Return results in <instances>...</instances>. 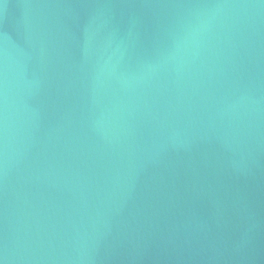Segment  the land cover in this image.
Wrapping results in <instances>:
<instances>
[{
    "label": "water",
    "instance_id": "obj_1",
    "mask_svg": "<svg viewBox=\"0 0 264 264\" xmlns=\"http://www.w3.org/2000/svg\"><path fill=\"white\" fill-rule=\"evenodd\" d=\"M0 264H264V0H0Z\"/></svg>",
    "mask_w": 264,
    "mask_h": 264
}]
</instances>
